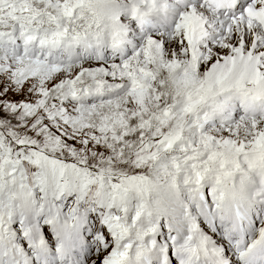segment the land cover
Returning <instances> with one entry per match:
<instances>
[{
	"label": "snow or ice",
	"instance_id": "6c2138e0",
	"mask_svg": "<svg viewBox=\"0 0 264 264\" xmlns=\"http://www.w3.org/2000/svg\"><path fill=\"white\" fill-rule=\"evenodd\" d=\"M0 264H264V0H0Z\"/></svg>",
	"mask_w": 264,
	"mask_h": 264
}]
</instances>
